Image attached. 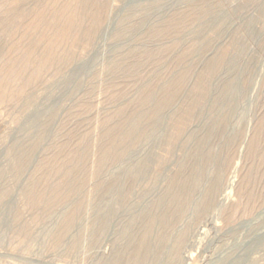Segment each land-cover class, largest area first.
Listing matches in <instances>:
<instances>
[{
  "label": "rangeland",
  "instance_id": "rangeland-1",
  "mask_svg": "<svg viewBox=\"0 0 264 264\" xmlns=\"http://www.w3.org/2000/svg\"><path fill=\"white\" fill-rule=\"evenodd\" d=\"M0 264H264V0H0Z\"/></svg>",
  "mask_w": 264,
  "mask_h": 264
},
{
  "label": "bare ground",
  "instance_id": "bare-ground-1",
  "mask_svg": "<svg viewBox=\"0 0 264 264\" xmlns=\"http://www.w3.org/2000/svg\"><path fill=\"white\" fill-rule=\"evenodd\" d=\"M146 99V98H145ZM145 101V100H144ZM229 194V193H228Z\"/></svg>",
  "mask_w": 264,
  "mask_h": 264
}]
</instances>
